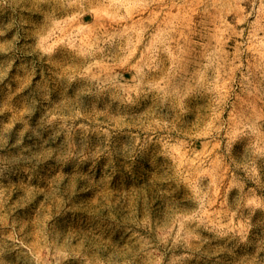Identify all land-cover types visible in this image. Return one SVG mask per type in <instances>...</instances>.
Segmentation results:
<instances>
[{"label": "rangeland", "instance_id": "obj_1", "mask_svg": "<svg viewBox=\"0 0 264 264\" xmlns=\"http://www.w3.org/2000/svg\"><path fill=\"white\" fill-rule=\"evenodd\" d=\"M0 264H264V0H0Z\"/></svg>", "mask_w": 264, "mask_h": 264}]
</instances>
